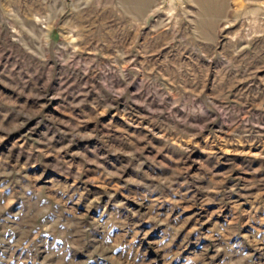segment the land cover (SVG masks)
<instances>
[{"label": "rangeland", "instance_id": "1", "mask_svg": "<svg viewBox=\"0 0 264 264\" xmlns=\"http://www.w3.org/2000/svg\"><path fill=\"white\" fill-rule=\"evenodd\" d=\"M0 264H264V0H0Z\"/></svg>", "mask_w": 264, "mask_h": 264}]
</instances>
